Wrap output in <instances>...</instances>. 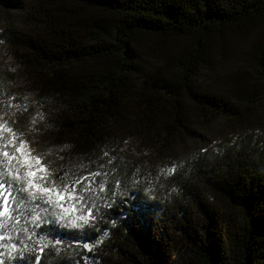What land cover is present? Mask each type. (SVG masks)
<instances>
[{"label":"trees","instance_id":"obj_1","mask_svg":"<svg viewBox=\"0 0 264 264\" xmlns=\"http://www.w3.org/2000/svg\"><path fill=\"white\" fill-rule=\"evenodd\" d=\"M0 123L80 180L94 264H264V0H0ZM40 214L3 264H86Z\"/></svg>","mask_w":264,"mask_h":264},{"label":"snow or ice","instance_id":"obj_2","mask_svg":"<svg viewBox=\"0 0 264 264\" xmlns=\"http://www.w3.org/2000/svg\"><path fill=\"white\" fill-rule=\"evenodd\" d=\"M8 133L11 135H7ZM43 160L42 155L34 154L28 141L19 138L14 128L0 123V229L15 228L20 224L23 216L31 217L32 223L45 222L41 212L49 214L50 231L60 227L57 216L65 222V226L69 224L77 226L78 220L85 226L91 223V220L83 214L79 217L71 216V213L78 209L79 204L84 202V197L76 191V185L80 183V180L71 184L57 183V180L53 178L52 170ZM92 175L99 176L100 173H88L82 179L88 180V177ZM127 198V196L121 198L122 202H125ZM37 201L40 203H36ZM41 204L46 207L41 209ZM111 206L110 204L109 207ZM50 208L53 209L51 213H49ZM37 209H40V212ZM56 209H59V212L55 211ZM8 221H12V225H9ZM19 230L27 231V229ZM5 239H11V237L0 235V241ZM55 243L59 245L62 241L57 239ZM11 247L15 248L16 245L12 244ZM84 247L88 248L89 245L85 243ZM18 253L19 264H23L22 250H18ZM0 256H3V253H0ZM39 259L40 257H37L38 264ZM0 264H3L2 260Z\"/></svg>","mask_w":264,"mask_h":264},{"label":"rangeland","instance_id":"obj_3","mask_svg":"<svg viewBox=\"0 0 264 264\" xmlns=\"http://www.w3.org/2000/svg\"><path fill=\"white\" fill-rule=\"evenodd\" d=\"M121 152H123L129 156H132L145 169L146 168L148 169L150 167V165H149L150 162L152 160H154V158H151V153L149 150H147V149L144 150V149L140 148L136 144V142H134L133 140L127 141L125 143V145L122 147ZM80 215L81 214H76V215H72V216L73 217H79ZM77 225L79 226V228L74 233L71 232L73 234V236L72 237L70 236V240L73 243L81 244V245H84L85 243H87L89 245V247L86 249L90 252V254H88V256H86L84 263L94 264L95 258L93 255V253H94V243H92L93 240H91L90 237H88V234L83 230V227H85V225H82L79 220L77 221ZM66 227H68V226H66ZM71 227H73V226H71Z\"/></svg>","mask_w":264,"mask_h":264}]
</instances>
